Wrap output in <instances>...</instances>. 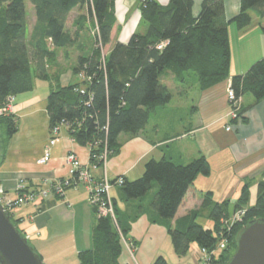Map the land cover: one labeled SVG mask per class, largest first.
<instances>
[{"label":"trees","instance_id":"1","mask_svg":"<svg viewBox=\"0 0 264 264\" xmlns=\"http://www.w3.org/2000/svg\"><path fill=\"white\" fill-rule=\"evenodd\" d=\"M25 1L31 5L30 15ZM137 1L145 33H135L103 54L116 23L115 0H0V109L8 97L29 92L34 79L55 83L47 96L49 132L62 125L71 140L87 147L88 170L103 168L102 153L106 162L117 156L122 147L120 136L144 133L155 110L171 102L172 94L162 83L165 73L181 85L194 79L200 90L223 82L230 71L228 26L239 31L249 27L251 12L264 19V0H239L238 12L230 20L225 17L223 0H202L197 15H193L192 0H169L165 6L155 0ZM77 13L69 29V20ZM258 26L264 35L261 22ZM70 51L76 53L70 67L76 81L60 86L59 54L66 58ZM228 90L235 101L245 95H251L254 104L263 100L264 57L244 74L233 76ZM229 106L233 112V105ZM234 115L233 122L241 119L242 107L234 108ZM0 131L1 165L9 141L18 131L17 117L1 113ZM209 174L210 164L200 156L184 165L151 158L139 178L129 181L122 177V183L115 186L117 197L111 200L114 220L97 216L92 208V247L78 252V264H119L123 242L132 249L137 245L130 238L131 224L144 213L151 224L167 230L178 257L196 244L201 255L197 264L202 250L205 264H227L241 227L255 219L264 220V182L257 185L253 205L245 183L236 201L216 202L212 192L206 191L197 210L175 219L196 178ZM129 204L137 205L132 210ZM238 212L240 221L230 223ZM199 218L212 222V228L197 222ZM154 264L168 263L157 257Z\"/></svg>","mask_w":264,"mask_h":264},{"label":"crops","instance_id":"2","mask_svg":"<svg viewBox=\"0 0 264 264\" xmlns=\"http://www.w3.org/2000/svg\"><path fill=\"white\" fill-rule=\"evenodd\" d=\"M155 1L161 6L169 2ZM192 1L193 15H197L202 0ZM223 1L225 17L230 20L238 12L239 0ZM114 9L116 23L111 32V42L106 47L107 52L115 43H126L133 34H144L146 31L145 25L140 21L137 0H115ZM261 21L264 23V19H258L254 24L252 18L250 26L240 31L233 30L232 24L228 26L230 74L223 82L207 90H200L194 79L188 84L177 86L181 83L173 81L170 73H165L162 83L167 89L174 87L176 90L171 102L166 107L155 110L144 133L132 138L120 136L122 147L119 154L109 159L103 168H91L92 176L99 179L106 172L110 179L123 177L133 181L142 175L146 161L151 158H166L184 165L204 156L210 164L211 173L207 178H196L177 210L175 219L197 210L202 203V194L206 191L212 192L214 199L215 195L219 197L217 200L213 199L216 202L236 201L245 183L249 186V204L253 205L257 185L264 182V99L254 104L251 95L243 96L239 102L245 122H242V118L233 122L227 92L233 76L244 74L250 65L264 57V35L258 26ZM245 35L250 36L244 45L247 47L252 46L251 43L256 42L258 36L262 40L253 52L243 53L239 50L240 57L236 60L232 54L231 36L240 40ZM72 77L71 72L61 71L59 85L71 83ZM34 81L36 83L33 82L29 92L14 97L13 114L18 119V131L10 139L0 165L1 200L15 199L19 184L36 189L44 187L47 182L68 178L65 157L69 153L75 155L83 167L88 166V148L71 140L65 128L59 130L48 162L38 163L50 138L47 96L56 85L47 81L46 86H42L43 90L38 92L39 87L41 88L39 85L42 84ZM228 126H231L229 131L225 129ZM209 177L214 178L215 183L206 189L202 187V183ZM116 197L117 188L114 187L111 198ZM146 203L144 202L145 205ZM185 204L188 207L181 211ZM129 205L134 210L137 204ZM120 206L122 210H127L123 204ZM146 214L140 215L131 224L130 238L137 245L131 252L123 249L119 264H154L157 257H163L168 264L185 258L187 260L188 257L187 261L198 263L201 255L196 244H191L185 256L178 257L171 241L169 242L167 230L161 225L151 224ZM10 217L34 251L44 260L54 251L60 253L66 250L77 255L79 251L90 248L86 226L91 220L93 223L95 217L88 202L87 189L82 184L67 189L62 197L37 196L33 203L10 211ZM83 222L87 225H82ZM192 246L196 247L195 250H191Z\"/></svg>","mask_w":264,"mask_h":264},{"label":"built area","instance_id":"3","mask_svg":"<svg viewBox=\"0 0 264 264\" xmlns=\"http://www.w3.org/2000/svg\"><path fill=\"white\" fill-rule=\"evenodd\" d=\"M228 102L233 105V116L234 108L236 110L240 109L241 105L239 101H235L233 94L230 90L227 92ZM14 106V97L10 96L6 99V105L2 109H0L1 113H11L13 114ZM237 118V117H236ZM64 128L62 125L58 128L53 129L50 132V138L47 144L46 149L43 152V156L38 160L39 164H45L48 162L50 157V150L52 146L57 141V135L59 130ZM231 126L226 128L229 131ZM100 160H103L104 165L106 163V154L105 152L99 157ZM65 164L68 167V178L58 180V181H50L44 184V187L39 188L38 193H35L31 190H27L23 184H19L16 187V197L13 200H1V205L4 210L8 213L12 211L14 208L33 203L37 196H41L43 198L49 195H55L57 197H62L67 188H70L73 184L78 185L82 184L86 187L88 193V202L92 208L96 209L97 216L100 217H110L114 220V211L112 206V198H111V190L118 184L122 183V177H117L114 179H110L106 172L103 173L102 177L99 179H95L90 170H88L87 166L83 167L80 162L77 160L76 156L69 153L65 157ZM78 174L77 180L74 181V175ZM114 180V181H113ZM73 181V182H72ZM241 213H237L231 218L230 223L235 222L236 220L240 221ZM124 248L128 249L129 252L132 251V247L127 242H123ZM222 247V246H221ZM202 260L200 264H205L206 253L202 250Z\"/></svg>","mask_w":264,"mask_h":264},{"label":"water","instance_id":"4","mask_svg":"<svg viewBox=\"0 0 264 264\" xmlns=\"http://www.w3.org/2000/svg\"><path fill=\"white\" fill-rule=\"evenodd\" d=\"M236 248L227 264H264V220L241 227ZM0 264H43L0 203Z\"/></svg>","mask_w":264,"mask_h":264},{"label":"rangeland","instance_id":"5","mask_svg":"<svg viewBox=\"0 0 264 264\" xmlns=\"http://www.w3.org/2000/svg\"><path fill=\"white\" fill-rule=\"evenodd\" d=\"M25 5L27 6L28 15H30V7H31V5H30V3H28V1H25ZM77 15H78V13L77 14H73L71 16V18L69 20V25H68V28L69 29H70V23H71V21L74 20V18L77 17ZM251 15H252V18L254 19V24H256L257 21H258V19L253 17V13L252 12H251ZM261 25L264 27V23L262 21H261ZM254 26L256 27L257 25H254ZM232 28L235 31L237 30L234 25L232 26ZM261 38H262L261 36H258L257 37V41L256 42L253 41L251 43L252 46H248L247 47V46H244V45L246 44V41H248L250 39V36L249 35H245L240 40H238V39L234 38L233 36H231L232 49H233L232 54H233L234 59H236V60L239 59V57H240L239 50L241 52H243V53L255 51L258 48V45H259V43L262 40ZM259 51H261V50H259ZM106 53H107V51L104 49L103 54H106ZM75 58H76V53L74 51H70V53H68V55L66 56V58L63 57V56L60 57V54H59V58H58L59 59V67H60L61 71H63V73L70 72V69H71L70 67L73 65V63L75 61ZM232 67H234V65H232ZM229 74H230V71H229ZM34 80H36L38 82V84H42V85H39V86H41V88L39 87L38 92H40L41 89H42V86H46L45 85L46 84L45 82H47V81H41V80H38V79H34ZM75 81H76V78L75 77H72L71 83H73ZM33 82H35V81H33ZM179 85H181V84H178L177 86H179ZM189 85H191V84H189ZM180 88H183V87L180 86ZM168 89H169V91L171 92L172 95H174L176 93V90H175L174 87H170ZM177 92H179V89L177 90ZM0 135H1V131H0ZM199 178H201V177L199 176ZM204 178H207V177H204ZM199 180H201V179H199ZM214 183H215V179L209 177L208 179H204V182L202 183V187H204V188L207 189V187L208 188L209 187H212V184H214ZM218 198L219 197L215 195V199L217 200ZM0 203H1V199H0ZM187 207H188L187 204H185L180 210L182 211V210L186 209ZM90 222L88 223V225L90 224ZM197 222L201 223V225H203L205 228H212V223L211 222H208V221H205V219H203V218H199L197 220ZM93 224H94V221H93V223L91 222V224L88 227L87 223H85V222L82 223V225H87L86 226L87 233L89 231V242H88V245H89L90 248L92 247V230H93ZM169 242H170V240H169ZM195 248L196 247L192 246L191 247V250H195ZM82 251H84V250H82ZM189 258L190 257H188V259ZM187 260H186V258L185 259H181L179 261H174L173 264H193V262H189ZM77 261H78L77 260V255H73L71 253H68L66 250H64V252L61 251L60 253L59 252L57 253V252L54 251L50 255V257L47 256V258H45V260L42 259L43 264H78Z\"/></svg>","mask_w":264,"mask_h":264}]
</instances>
